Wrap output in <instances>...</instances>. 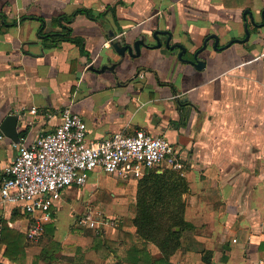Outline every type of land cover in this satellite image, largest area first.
<instances>
[{"label": "crops", "instance_id": "1", "mask_svg": "<svg viewBox=\"0 0 264 264\" xmlns=\"http://www.w3.org/2000/svg\"><path fill=\"white\" fill-rule=\"evenodd\" d=\"M81 8L100 15L95 20L78 14L70 24L83 48L47 38L62 31V17ZM246 10L252 16L246 18ZM263 11L264 0H0V124L18 112L20 143L31 145L54 130L70 106L84 119L90 141L140 129L167 138L185 164L186 219L196 226L171 263L206 264L208 251L212 264H264ZM246 22L251 35L244 43L215 49L214 38L209 40L200 54L206 62L201 70L165 45L143 48L139 58L117 67V75L89 68L119 59L110 30L128 40L146 36L151 44L155 31H170L172 43L185 46L189 57L209 36H218L219 47L245 38ZM16 144L0 135V186L17 157ZM101 172L92 171L83 187L70 186L89 190L90 202L65 189L52 203L43 236L60 248L50 260L37 259L41 238H29L32 222L22 206L0 204V264H117L113 253L106 258L96 253L88 229L102 230L113 241L121 231L135 234L139 181L108 174L119 183L109 185ZM67 202L74 209L72 221L60 233L59 212ZM88 214L115 223L80 225L78 219ZM4 229L10 237L22 236L15 260L6 253ZM151 252L160 253L155 245Z\"/></svg>", "mask_w": 264, "mask_h": 264}, {"label": "built area", "instance_id": "2", "mask_svg": "<svg viewBox=\"0 0 264 264\" xmlns=\"http://www.w3.org/2000/svg\"><path fill=\"white\" fill-rule=\"evenodd\" d=\"M16 148L17 157L0 186V204L22 206L32 222L29 238L36 241L44 234L45 220L53 217L52 203L67 187L85 186L92 171L139 181L151 170L170 168L183 174L185 167L167 138L143 129L88 140L84 119L70 106L62 110V122L54 130L40 134L31 145L17 143ZM78 223L98 228L115 222L88 214Z\"/></svg>", "mask_w": 264, "mask_h": 264}, {"label": "trees", "instance_id": "3", "mask_svg": "<svg viewBox=\"0 0 264 264\" xmlns=\"http://www.w3.org/2000/svg\"><path fill=\"white\" fill-rule=\"evenodd\" d=\"M78 14H85L95 20L100 18V15L94 14L90 9H78L72 15L62 17L65 24L62 23L61 32L49 33L47 38L58 42L71 41L83 48L84 41L72 36L70 25ZM188 191V180L176 170L163 168L162 172H148L138 182L136 214L132 220L136 233L121 231L118 241L109 240L99 234L95 237L96 253L105 258L113 253L118 259L117 264H172L171 257L196 230V226L186 219L184 195ZM46 229L53 236V225H48ZM7 232V229L2 231V238H8L6 253L15 260L18 241L22 236L14 232L16 236L10 237ZM42 242L44 249L37 259H51L53 251L60 248L59 242L53 237L49 240L44 238ZM152 245L159 249L158 255L151 252ZM21 252L24 254L23 249ZM203 260L206 264H212L211 253L203 251Z\"/></svg>", "mask_w": 264, "mask_h": 264}, {"label": "water", "instance_id": "4", "mask_svg": "<svg viewBox=\"0 0 264 264\" xmlns=\"http://www.w3.org/2000/svg\"><path fill=\"white\" fill-rule=\"evenodd\" d=\"M250 14L252 16L250 10H246L245 17L247 18V14ZM263 17H264V11H263ZM253 23L254 19L252 20ZM246 30V37L243 39H235L228 43L224 47H219V38L216 35H212L206 38L204 41V44L201 48H198L194 52L190 54L189 57H186L187 55V49L185 46H183L180 43H172L173 41V35L170 31H160L157 30L153 33V39L155 40L156 44H151L150 40L146 36H142L140 38H137L135 40H128L126 35L116 36L114 31H109V37L110 42L115 50V52L119 55V59L117 61H108L107 64L102 65L101 67H96L94 65H90V70L96 72V73H104L106 71H111L114 75H117V67L124 64L127 58L136 59L139 58L142 55V49H155L160 48L162 45H165L170 50H179L178 52V59L182 62L192 65L197 70H201L206 66V62L204 59L200 57V54L206 49L207 44L209 40L213 39L214 42V48L215 49H223L231 44L235 43H244L250 39V30L248 23L246 22L245 25ZM160 35H164L166 37L165 40H162L160 38ZM19 119L20 114L18 112L9 114L6 116V118L2 121L0 124V135H4L10 139H12L15 143H20L21 139L18 132V126H19ZM159 172H162L160 170Z\"/></svg>", "mask_w": 264, "mask_h": 264}, {"label": "rangeland", "instance_id": "5", "mask_svg": "<svg viewBox=\"0 0 264 264\" xmlns=\"http://www.w3.org/2000/svg\"><path fill=\"white\" fill-rule=\"evenodd\" d=\"M101 176L103 177V178H106V177H108L109 179H108V182H109V185H113L112 183L114 182L115 184H119V183H116V180L115 179H113L112 177H110L108 174H106V173H103V172H101ZM75 192V194L74 195H71V194H73ZM112 191H107V192H105V194H103L106 198L108 197V196H111L110 195V193H111ZM65 193H67V194H69L70 196H75V195H78V196H80L82 193H83V195H84V197L86 198V201H91V199H92V197H91V193H90V191L89 190H87V191H83L82 192V190H77V189H70V186L69 187H67L66 188V190H65ZM94 202H96V200L94 201ZM93 202V203H94ZM97 203V202H96ZM73 204H75L74 202H73ZM93 206L94 207H96V204H93ZM74 211V209H73V207H72V205H71V203H69V202H67L66 204H64L63 205V209H61L60 210V212H59V220H60V227H61V231H60V233H65L66 232V230L68 229V227H69V225H71V221H72V219H71V214H72V212ZM99 217V216H98ZM100 217H103V216H100ZM115 217H117V218H119L118 216H115ZM114 217V218H115ZM89 230V233L90 234H92V236H94V242H95V237L97 236V235H99V234H103L104 236H105V233L102 231V230H99V229H88ZM101 232V233H100ZM45 238V236H42L41 237V239L39 240V242H38V244L40 245V246H42V252H43V249H44V246H43V242H42V239H44ZM94 250H95V248H94ZM56 251H58L57 249L56 250H54L53 251V253L54 252H56ZM49 252H51V249H49ZM41 259H44L43 257H41ZM46 260V259H45ZM48 260H50V259H48Z\"/></svg>", "mask_w": 264, "mask_h": 264}]
</instances>
